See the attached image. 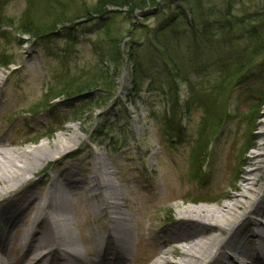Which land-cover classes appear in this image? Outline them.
<instances>
[{
	"label": "rangeland",
	"instance_id": "rangeland-1",
	"mask_svg": "<svg viewBox=\"0 0 264 264\" xmlns=\"http://www.w3.org/2000/svg\"><path fill=\"white\" fill-rule=\"evenodd\" d=\"M29 1L0 0V26L3 22L12 20L18 27L20 16L30 6ZM41 1L36 0L33 3L34 9H31L39 16L47 9H41ZM97 1L49 0L52 10L58 3H69L67 11L71 17L80 14L85 7L95 5ZM187 2L192 7L199 6V15L196 9L198 23L223 22L226 19L228 0ZM178 5L176 0H162L160 8L166 10L163 13H160V9L156 10L147 21H143L139 14L133 20L118 14V17L111 18L113 25L110 27H115L121 33L126 32L128 27L144 23L153 30L163 19L169 18ZM262 10L264 0H235L232 2L230 14L237 18ZM108 11L112 9L109 8ZM84 20L86 19L76 22L81 28L78 29L77 38L71 42L67 39L66 31H63V28L72 26L71 23L60 26V34L56 32L46 38L21 36L4 27L5 25L0 28V57L6 55V59L14 63L9 66L8 71L0 67L4 76L0 85V149L11 153L39 150L41 148L36 147L40 143L52 145L59 134L65 138L74 134L78 138L62 152H54L55 149L51 148L49 150L53 153L47 155L48 152L43 150L44 158L36 163L35 170L21 177L7 191L0 193V196L4 195L0 198V207H6L11 199L22 194L43 198L54 177L59 176L58 181H64L69 186L81 183L87 185L94 175L95 158L98 156L102 166L109 169V177L115 189L123 193L126 200L122 205L123 210L127 218L135 224H132L130 245L123 249L126 255L123 264H151L159 258L161 244L168 239L174 226L172 221L178 218V212L183 206L218 207L228 203L226 195H237L234 186H240L243 177L251 170L252 167L242 164V161L259 151L256 144L259 143L262 130L261 122H264V106L253 119L257 123L251 130L254 137L246 136L245 117H249L248 105L257 102L256 96L264 91V52L255 59L244 79L231 89L227 99L220 104L224 105V122L214 136L207 158L202 163L205 180L200 183L196 177L191 176L192 150L195 141L199 139L200 123L204 115L200 104H206L210 108L212 104L208 99L196 100L179 117L180 129L171 132L172 140L168 138L170 131L167 130L163 135L162 116L168 110L169 103L164 96V86L156 69L154 53L142 51L138 55L142 63L141 73L137 74L141 81L143 101H138L135 105L127 101V92L135 79L128 64L116 78L117 93L114 99L105 109L92 116L86 113L83 117L74 118L70 114L72 100L68 101L66 98L47 103L46 95L50 90H60L68 82H73L76 76L85 72L98 59L92 47L93 43L99 41L98 36L86 31V27L93 26L91 23L81 24ZM246 28L248 27H234L223 39L218 49L220 54L228 55L240 50L245 44L243 34ZM145 30L138 29L133 39L138 42L140 39L145 41L141 36ZM175 36L174 33L169 34L173 41L177 40ZM177 36L180 37V34ZM127 41L128 39L124 43ZM120 48L124 50L125 46L122 44ZM208 54L212 55L211 52ZM201 55L202 58L206 56L203 52ZM214 80L215 70L209 67L204 68L200 75L195 74L193 78L200 91H207ZM178 91L182 99L187 97L185 85H181ZM92 131H98L99 136L90 139L88 133ZM45 134L48 135L43 137ZM93 139L94 143L91 142ZM209 139L208 135V141ZM245 142H253L255 145L249 149L244 148L243 151ZM256 187L264 193V172L260 173V181ZM76 192L72 197L67 193L64 196V204H69L65 206L67 230L79 241L77 248L82 258L86 259L87 253L95 250L89 242V234L96 232L102 235L108 222L105 214L93 211L101 205L97 194L91 196L84 189ZM35 207L36 202L26 210L22 221L10 232L13 241L8 246L9 254L14 255L16 252L18 258L22 250L17 238L23 236L26 229L32 226ZM249 217L253 220L258 216L253 214ZM31 228L34 232L42 231V225L39 230L33 226ZM139 232L143 237L139 236ZM213 234L220 239H227L229 236L225 231H215ZM148 238L152 240H147ZM172 258L177 259L178 255H173ZM27 264H32V261L28 260Z\"/></svg>",
	"mask_w": 264,
	"mask_h": 264
},
{
	"label": "trees",
	"instance_id": "trees-1",
	"mask_svg": "<svg viewBox=\"0 0 264 264\" xmlns=\"http://www.w3.org/2000/svg\"><path fill=\"white\" fill-rule=\"evenodd\" d=\"M35 1H29L30 6L20 16L18 27L11 22L12 20H9L3 22L0 28L5 25L4 27L21 36L46 38L59 32L60 26L65 23H71L72 26L63 28V31L67 33V39L71 42L77 38L78 29L81 28L76 22L86 19L81 24L88 25L91 23L93 27H86L85 29L89 33L97 35L99 39L92 45L98 58L96 63L60 90H50L46 95L47 103L55 99L66 98L68 101L72 100L70 114L74 118L83 117L86 113L92 116L95 112L105 109L114 98L117 90L116 78L126 64L129 65V69L135 77L127 101L133 104L137 101H143L141 81L138 80L137 74V72L141 73L142 63L138 55L142 51L154 53L156 69L164 86V88L162 87L164 96L169 103L168 112L166 111L164 114L166 116H162L163 135L167 130L170 131L168 138L172 140L171 132L177 128L180 129L178 126L179 117L196 100L204 98L212 104L211 108L206 104H200L204 110V115L200 123L199 139L195 141L196 144L192 150L191 176L198 179L194 180L204 183L202 163L207 158L208 148L213 142L214 136L217 135L224 122L222 121L225 117L223 116L225 113L224 105L220 106V104L227 99L231 89L244 79L245 73L255 59L264 52V10L235 18L230 14L232 2L235 0H228L225 12L226 19L223 22L203 21L198 23L196 9L199 15V6L192 7L187 4L189 0H176L179 5L175 11L171 13L169 18L163 19L157 28L151 30L144 23H138L136 27H128L126 32L118 33L115 27H110L113 25L111 18L114 19L118 17V14H123L126 19L133 20L139 14L143 21H147L151 18L150 14L156 13V10L160 9V13L166 10L160 8L162 0H98L95 5L85 7L80 14L73 17L67 11L70 6L69 3H58L57 7H53L55 10H52L49 0L41 1V9H47L43 15L39 16L31 10L34 9L35 4L33 5V3ZM181 2L185 4L183 5ZM46 3L47 6L43 5ZM109 8L112 11H108ZM34 15H36L35 18ZM229 17L232 19H228ZM234 27H248L244 29L243 34L245 44L236 53L222 55L223 53L220 54L218 49L223 43V39L234 30ZM138 29L139 31L146 29L141 35L146 42L140 38H138L140 39L139 42L133 39ZM171 33L176 34V41L169 38ZM116 34H118L117 37ZM177 34H180V37ZM126 39L128 41L124 43ZM122 44L125 46L124 50L120 48ZM202 52L206 55L204 58H202ZM209 52H211V56H209ZM6 58V55L0 57V67L9 70V66L14 63ZM206 67L215 70L216 80L207 91H200L196 88L197 85L194 84L193 78L195 74L200 75ZM181 85L186 86L188 93L187 97L183 99L178 91ZM255 100L257 102L248 105L249 117H245L248 128H250L251 123H255L253 119L258 116L261 107L264 106V91L256 96ZM56 119L58 120V118ZM91 125L92 123L90 124L92 128ZM249 131L251 130L248 129ZM97 133L98 131L89 132V138L99 136ZM47 135L45 134L43 137ZM101 135L103 136V133ZM208 135L210 136L209 141ZM91 142L94 143L95 140L93 139ZM248 145L245 142L242 150ZM249 148L251 147H246V149ZM204 201L206 200L204 199Z\"/></svg>",
	"mask_w": 264,
	"mask_h": 264
},
{
	"label": "bare ground",
	"instance_id": "bare-ground-1",
	"mask_svg": "<svg viewBox=\"0 0 264 264\" xmlns=\"http://www.w3.org/2000/svg\"><path fill=\"white\" fill-rule=\"evenodd\" d=\"M3 77L0 72V85ZM255 125L256 122L246 128L247 136L253 135L248 129L252 130ZM261 126L259 143L256 144L258 153L242 161V164H249L252 168L243 177L241 185L234 186L237 195H226L229 202L218 207L183 206L178 218L172 221L174 226L168 239L161 244L159 258L151 264H264V193L256 187L260 173L264 172V122H261ZM77 139L74 134L68 138L59 134L52 145L40 143L36 147L41 148L39 150L11 153L0 149V193L35 170L36 163L44 158L43 150L48 152L47 155L53 153L49 150L51 148L55 149L54 152H62ZM254 145L252 142L246 147ZM103 168L100 158L96 156L95 172L87 185L69 186L64 181H58L59 176L54 177L43 198L22 194L11 199L6 207H0V264H27L28 260L32 264L125 263L123 249L130 245L134 222L127 218L123 210L122 205L126 201L123 193L113 186L109 169ZM83 189L91 196L97 194L101 199V205L93 211L105 214L108 222L102 235L96 232L89 234V242L95 250L87 253L86 259L82 258L77 248L79 241L67 230L65 206L69 204H64L66 193L72 197L76 191ZM34 202L36 207L31 224L37 230L42 225V231L34 232L30 226L23 236L17 238L22 250L18 258L16 252L9 254L8 246L13 241L10 232L18 226L23 214ZM253 214L258 217L252 220L249 216ZM215 231H225L229 236L220 239L213 234ZM207 233L210 234L205 236ZM247 235L250 236L247 238ZM139 236L143 237L140 232ZM173 255H178V258L173 259Z\"/></svg>",
	"mask_w": 264,
	"mask_h": 264
}]
</instances>
